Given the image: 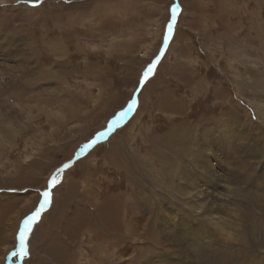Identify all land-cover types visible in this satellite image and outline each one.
<instances>
[{
    "label": "rangeland",
    "instance_id": "obj_1",
    "mask_svg": "<svg viewBox=\"0 0 264 264\" xmlns=\"http://www.w3.org/2000/svg\"><path fill=\"white\" fill-rule=\"evenodd\" d=\"M262 109L264 0H0V264H139L193 187L263 248L170 263L264 264Z\"/></svg>",
    "mask_w": 264,
    "mask_h": 264
},
{
    "label": "bare ground",
    "instance_id": "obj_2",
    "mask_svg": "<svg viewBox=\"0 0 264 264\" xmlns=\"http://www.w3.org/2000/svg\"><path fill=\"white\" fill-rule=\"evenodd\" d=\"M133 105H134V101L132 102L131 110L133 109ZM257 156L264 157V152L259 151ZM247 166H245L243 170H246ZM177 188H179V186ZM174 190L175 188L173 189V191ZM175 191H174L175 194H179L180 196L184 198L191 199L192 205L186 207V205H188L190 201L184 202V203L183 201H181L182 204L180 205L185 207L184 208L185 211L183 210L182 212L183 214L181 213L177 214L176 211L175 212L173 211V214H172L171 210H168V212L167 211L161 212L162 210H160L161 213H159V210L157 209V207L155 210H153V212H150V213L148 212V214H153V217H151L150 218L151 220L149 221V231H148L149 233L146 239L153 241L155 245L157 246L155 248L158 251L154 252V254H152L150 257L147 256L148 254L141 256L139 264H176L175 262L170 263L169 261L175 258H181L182 261L184 262L186 261L188 263L194 262L196 261V255L199 253V250L200 249L205 250V246H207L206 243L210 241V239L217 240V237H215L214 233H218V232L220 235H222L223 238H226V236L227 238H232L231 236H235L239 240L241 239L242 241L241 245L243 244L242 249H244V251L250 250L253 252L252 247H254L256 250L258 248L259 249L263 248L262 245L258 246L256 244H253L252 241H250L251 238H249L247 234L246 229L248 230V227H246V225H245V230H244L243 225L241 226V225H236V224H235L237 226L236 228L234 229L230 228L234 224H230L229 222H227L226 221L227 218H224L221 215L215 214L214 209L208 208L206 209V211L203 210L204 204L203 202H201V200H208L209 198L207 197V195L213 197L214 202H225V200L221 199V197L214 196L208 193L204 195L200 187H193L191 191L180 190V188ZM145 210L146 209H144V207L140 206L138 212H136V210L134 211L135 213L133 216V224H130L124 228V222L121 223L122 221H120L118 222V225L120 226V228L122 227L123 230H126L127 232H129L131 236L133 234V236L136 238L140 237V233L139 234L135 233V231H133V228L135 226L143 227L144 225L143 222L146 223L144 217L147 215L143 213ZM188 213L189 214L192 213V215L194 214L195 216L194 218H196V221L194 222L193 220L190 221V219L188 218L189 217ZM123 230H121V233ZM232 232L236 233L237 235H234V233ZM244 233L246 235V238L242 239ZM253 236H256V235H251V237ZM109 237L111 239H115L116 244L113 242V245L115 247L119 245L118 236L116 239L114 234L109 233ZM189 246H191V248ZM121 253L122 251L105 252L104 258L107 259V262H109L110 257H111V260L113 259L114 261L116 260L119 262V260L120 261L125 260L123 254ZM193 254H196V255H193ZM145 256L147 257V259L145 260L142 259Z\"/></svg>",
    "mask_w": 264,
    "mask_h": 264
},
{
    "label": "snow or ice",
    "instance_id": "obj_3",
    "mask_svg": "<svg viewBox=\"0 0 264 264\" xmlns=\"http://www.w3.org/2000/svg\"><path fill=\"white\" fill-rule=\"evenodd\" d=\"M171 31H172V28L169 27V33H171ZM154 67H155V65H154ZM151 72H152V69H151ZM67 167H69V165H67ZM60 171H63V169H61ZM57 176H59V172L57 173ZM54 184H55V183H54ZM48 204H49V200H47V202H46V204L43 206V208H44L45 206H47ZM40 215H41L40 212H35L34 215H31V216H29L27 219L24 220V222H25V221L28 222L27 230L25 231V233L28 231L29 228L32 227L33 222H35L36 219H37V217H39ZM22 240H23V244H24V236L22 237Z\"/></svg>",
    "mask_w": 264,
    "mask_h": 264
},
{
    "label": "water",
    "instance_id": "obj_4",
    "mask_svg": "<svg viewBox=\"0 0 264 264\" xmlns=\"http://www.w3.org/2000/svg\"><path fill=\"white\" fill-rule=\"evenodd\" d=\"M176 1V0H175ZM177 8H176V13L178 12V5L176 6ZM176 17H177V15L175 14V16H174V19H173V21L171 22V25H170V27L171 28H173L174 27V25H175V19H176ZM171 33H169V28H168V30H167V34H166V40H167V37H169V35H170ZM132 105V104H131ZM134 105H135V100H134ZM128 110H131V107L128 109ZM127 110V111H128ZM126 110H125V112H127ZM129 112V111H128Z\"/></svg>",
    "mask_w": 264,
    "mask_h": 264
}]
</instances>
